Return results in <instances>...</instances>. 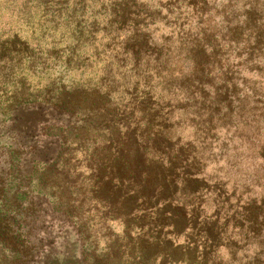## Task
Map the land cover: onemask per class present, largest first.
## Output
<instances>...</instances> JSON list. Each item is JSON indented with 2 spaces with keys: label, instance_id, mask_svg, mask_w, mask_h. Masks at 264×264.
I'll list each match as a JSON object with an SVG mask.
<instances>
[{
  "label": "trees",
  "instance_id": "1",
  "mask_svg": "<svg viewBox=\"0 0 264 264\" xmlns=\"http://www.w3.org/2000/svg\"><path fill=\"white\" fill-rule=\"evenodd\" d=\"M36 1L43 6L47 2ZM17 2L0 0V19ZM29 2L24 0L23 4ZM48 3L57 10L64 4L61 0ZM78 3L73 13L81 25L83 1ZM193 3L195 11H207L210 2ZM19 7L18 12L24 9ZM109 8L110 2L102 7L104 11ZM22 17L26 19L21 23L0 22V111L5 109L7 114L6 143L0 147V251L8 247L18 264H82L76 255L79 242L70 239L66 231L63 234L67 238L59 246L64 251L59 254L44 253V248L53 247L61 232L55 234L54 240L45 241L48 245L37 238V224L44 219L39 215L40 208L56 197L57 207L72 209L77 203L80 207L88 203L99 206L108 222L120 220L129 226L130 222L144 220L143 235L150 246H162L160 264H264V198L258 202L249 195L240 203V196L235 197L236 188L230 187V193L227 182L215 180L211 187L203 182L206 164L214 159L206 139H216L214 131L219 125L208 122L211 125L203 127L194 117L198 129L187 138V121L177 118L175 99L157 93V83L148 74L129 89L123 87L126 83L118 85L123 88L121 94L115 92L113 75L85 88L67 89L62 84L56 89L55 82H51L44 92L31 89L21 74L25 70L33 72L30 70L40 64L45 70L44 61L37 64L35 60L49 51L42 52L39 44L23 38V28L30 25L29 18ZM252 18L258 39L253 49L262 44L264 55V16L256 14ZM93 25L98 26V22L94 20ZM140 33L144 47L148 35L143 29ZM200 43L195 40L194 48L201 52L204 45ZM209 45L214 62L224 61L229 74L233 66L223 60L224 44L213 41ZM247 52L251 54L250 49ZM149 53L143 48L137 53L119 52L118 62L124 66L128 61L125 57H132L136 62L133 69L143 74L150 69L143 57ZM206 65L202 63L200 67L209 73ZM109 69L114 70L112 66ZM223 83H227L225 78ZM234 84L225 85V98L236 93ZM190 97L199 102L193 95ZM232 113L227 111L222 118L234 123ZM79 115L83 117L77 125L74 119ZM82 164L87 177L79 171ZM111 188L122 195L118 204H114L118 195L115 197ZM231 198L237 200L231 203ZM209 204L214 206L210 215L206 212ZM61 218L63 221L67 216ZM130 232L131 228H125L127 235ZM251 244L256 247L253 256L245 252ZM115 247L119 251L114 253V264H140L143 259V248L129 241ZM222 248L228 249L226 254ZM109 254L107 251L103 255V264Z\"/></svg>",
  "mask_w": 264,
  "mask_h": 264
},
{
  "label": "rangeland",
  "instance_id": "2",
  "mask_svg": "<svg viewBox=\"0 0 264 264\" xmlns=\"http://www.w3.org/2000/svg\"><path fill=\"white\" fill-rule=\"evenodd\" d=\"M48 1L43 6L31 0L25 6L24 0H19L15 6L5 10L0 19L2 23H21L26 19L22 16L28 17L30 27L23 28L21 35L39 44L42 52L49 51L40 60H35L37 64L44 61L45 70H41L43 66L40 64L35 70H30L33 72L25 70L21 74L31 89L44 92L51 82H55L56 89L62 84L67 89L74 86L85 88L113 75L117 85L115 92L121 94L123 88L118 85L126 83L123 87L129 89L135 81L148 74L157 83V93L175 99L177 118L187 121L184 130L187 138H191L192 132L198 129L196 120L203 127L211 123L219 125L214 131L216 139H206L211 143L214 159L206 164L207 177L203 182L208 187L215 180L227 182L230 193V187L236 188L235 197L240 196V203L249 195L256 197L258 202L264 198V55L261 53L262 44L253 49L258 39L255 37L257 28L251 25L254 15L264 16V0H209L207 11H195L193 0H82L80 10L84 16L81 17V25L77 24L78 16L73 13L79 8V0H61L64 4L58 6V10ZM109 2V10L104 11L103 5ZM20 5L24 9L18 12ZM94 20L98 26L93 25ZM144 24L147 27H143ZM141 29L148 35L144 47H141ZM195 40H201L204 50L200 52L194 48ZM213 41L224 44L223 60L229 67L233 66L229 74L224 61L218 64L210 56L212 46L209 44ZM141 48L150 51L149 55L143 56L150 66L143 74L133 69L136 62L132 57H125L128 61L124 66L118 62L119 52L132 50L137 53ZM248 48L251 54L247 52ZM202 63H207L209 73L200 67ZM160 64L163 67L159 69ZM26 65L22 67L26 69ZM232 83H235L236 93L225 98L228 89L225 85ZM18 88L16 86L15 91L18 92ZM191 95L199 102L192 101ZM1 106L3 109L4 103ZM227 111L233 112L231 119L234 123L222 118ZM0 113L1 147L6 143L7 114L5 109ZM82 117H75L77 125L81 124ZM79 171L87 177L84 164ZM114 192L117 197L119 193ZM121 198L122 195H118L114 204H118ZM237 198H231L230 202L234 203ZM56 201V197L49 198V205H42L39 212L40 217L44 216L37 224L40 230L37 238L42 243L48 245L45 241L54 240L55 234L61 232V238L54 240L56 244L53 247H45L44 253L63 252V247L59 246L67 238L63 234L66 231L70 239L79 242L80 249L76 255L82 264H103L101 259L107 251L110 254L105 264H114V253L119 251L115 246L126 245L128 241L143 248L142 261L136 259L140 264L161 263L162 246H150L143 235L144 220L125 226L120 220H104L99 206H90L91 203L82 207L77 203L71 209L57 207ZM213 209L214 206L209 204L206 212L210 215ZM65 215L67 218L62 221L61 217ZM125 228H131L129 235ZM179 240L182 243V238ZM247 248L246 254L253 256L256 247L251 244ZM8 249L5 247L0 251V264H18ZM227 251L221 250L224 254Z\"/></svg>",
  "mask_w": 264,
  "mask_h": 264
},
{
  "label": "water",
  "instance_id": "3",
  "mask_svg": "<svg viewBox=\"0 0 264 264\" xmlns=\"http://www.w3.org/2000/svg\"><path fill=\"white\" fill-rule=\"evenodd\" d=\"M199 199L202 197V195L200 194L199 196H197ZM200 214H202V211H199Z\"/></svg>",
  "mask_w": 264,
  "mask_h": 264
}]
</instances>
